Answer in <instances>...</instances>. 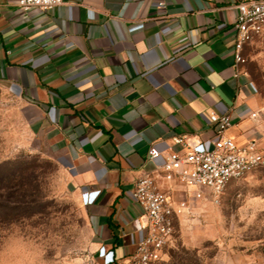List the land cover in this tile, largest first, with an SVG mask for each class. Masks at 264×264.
<instances>
[{"label": "crops", "instance_id": "0c3cea01", "mask_svg": "<svg viewBox=\"0 0 264 264\" xmlns=\"http://www.w3.org/2000/svg\"><path fill=\"white\" fill-rule=\"evenodd\" d=\"M238 1L64 0L22 11L16 0H0V85L22 102L39 148L81 197L97 251H114L110 264H135L138 178L151 175L186 198L185 186L166 181L161 161L149 158L151 147L181 150L179 135L207 142L215 134L209 115L229 113L226 135L239 144L256 139L264 151L263 106L233 53ZM84 190L94 192L92 202ZM187 200L156 264L176 263L181 249L195 250L196 264H251L240 253L206 257L200 222L214 201L208 189L201 198L192 189Z\"/></svg>", "mask_w": 264, "mask_h": 264}, {"label": "rangeland", "instance_id": "374dc122", "mask_svg": "<svg viewBox=\"0 0 264 264\" xmlns=\"http://www.w3.org/2000/svg\"><path fill=\"white\" fill-rule=\"evenodd\" d=\"M244 56L264 110V36ZM213 203L200 222L209 234L203 254L264 264V169L233 180ZM96 233L81 197L30 133L22 102L0 85V264H100ZM192 252L181 249L174 264L199 262Z\"/></svg>", "mask_w": 264, "mask_h": 264}, {"label": "built area", "instance_id": "2783aa9c", "mask_svg": "<svg viewBox=\"0 0 264 264\" xmlns=\"http://www.w3.org/2000/svg\"><path fill=\"white\" fill-rule=\"evenodd\" d=\"M22 11L32 8L49 10L64 0H16ZM238 14L235 22L236 37L234 57L237 68L247 62L244 49L257 37L264 36V0H239L236 4ZM256 92V87L251 84ZM255 116L256 114H252ZM209 122L215 134L209 140L195 139L190 141L186 135L174 137V144L183 146L178 150L168 146L161 151L151 147L148 151L151 160L161 163L159 168L166 181H177L186 188V198L177 199L162 190L155 178L143 175L135 183L133 198L142 212L140 229L142 236L137 242L134 254L135 264H156L166 252L177 231V220L189 212L190 204L187 195L192 189L195 196L201 198L204 189H208L214 202L233 180H240L258 169H264V151L259 148L256 139L245 144L226 135L232 125L229 113L209 115ZM84 190L82 195L90 196L92 202L96 195ZM93 194V195H92ZM87 203V201H85ZM98 255L104 264L114 262V251L101 246Z\"/></svg>", "mask_w": 264, "mask_h": 264}]
</instances>
